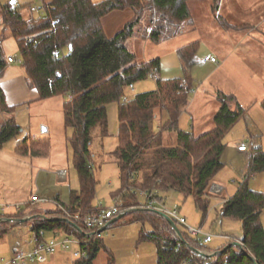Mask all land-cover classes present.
<instances>
[{
  "label": "trees",
  "instance_id": "obj_1",
  "mask_svg": "<svg viewBox=\"0 0 264 264\" xmlns=\"http://www.w3.org/2000/svg\"><path fill=\"white\" fill-rule=\"evenodd\" d=\"M193 0H43L45 15L27 19L19 6L7 3L1 8L5 37L16 40L29 85L38 90L41 100L68 96L64 103L65 127L73 130L69 143L74 152V167L80 179V190L70 193L65 206L71 213L89 214L95 210L96 180L89 168L92 160L93 132L102 138L109 136L108 106H118V146L113 156L120 169L124 206L141 205L138 191L164 194L175 191L185 198L192 197L206 212L207 199L215 176L224 168V139L229 131L247 115L234 96L217 93L220 109L214 117L215 128L199 137L179 129L178 121L189 104L194 91L192 78L163 80L158 77L160 59L139 62L127 48V41L145 20L149 38L159 43L179 34L180 26L192 20L190 2ZM212 11L217 13L221 0H212ZM132 12L126 25L112 36L104 28V20L113 13ZM148 17V18H146ZM154 17L157 22L152 26ZM221 24L229 27L219 16ZM152 27V31H150ZM181 31V30H180ZM193 42L178 50V55L190 68L199 50ZM71 47V49H70ZM63 50L65 55L54 53ZM8 66L0 46V77ZM156 77L155 91L136 95L126 101L125 92L136 83ZM234 106V109L232 108ZM264 110V101L261 103ZM0 88V116L14 114ZM157 113L168 120L156 131ZM21 127L14 118L0 122V150L20 135ZM163 130L176 133L173 145L164 144ZM48 140L29 139L18 144L21 155L37 158L49 156ZM264 171V152L255 149L249 173ZM127 186H130L127 190ZM125 192L129 194L125 195ZM158 201L163 198L159 195ZM135 222L148 223L152 233L141 235V240L151 241L158 248L157 264H264V193L249 189L247 183L226 200L220 211L223 219L242 224L243 247L233 242L211 250L207 245L183 233V241L173 226L155 210H137ZM16 218L0 220V238L17 226L33 221L32 232L53 234L65 232L86 239L83 228L69 221L62 211L36 212L31 220L24 213ZM13 219L19 220L15 223ZM103 248L101 238H96L83 249L86 256L73 264H94ZM208 250L215 255H204ZM113 258L110 264H113Z\"/></svg>",
  "mask_w": 264,
  "mask_h": 264
},
{
  "label": "rangeland",
  "instance_id": "obj_2",
  "mask_svg": "<svg viewBox=\"0 0 264 264\" xmlns=\"http://www.w3.org/2000/svg\"><path fill=\"white\" fill-rule=\"evenodd\" d=\"M11 1L12 0H9V2ZM92 1L99 3L104 0ZM253 1L257 2V0H240L241 3ZM258 1L263 2L264 0ZM205 2L208 1L193 0L190 2L192 19L196 25L191 33H187L185 30V35H181L179 38L173 40L167 38L156 43L149 38V35L147 36V27L145 20H143L136 28L134 36L131 37L126 44L127 48L135 54L139 62L159 58L160 71L158 76L163 80L182 78L187 74L194 77V79L195 75L198 76V78L195 79L194 88L199 93L194 96V100L201 112L199 118L202 121L199 127L197 126L193 130L192 117H190L189 114H185L179 124L180 129L193 133L195 137H199L203 133L210 132L215 128L214 117L220 109L217 92L215 93L212 91L210 85L205 84L202 86L201 84L203 83V76L212 71L214 66H199L198 64H194L193 67L187 68L182 63L177 50L194 41L196 36H199L202 41L203 45L201 49L209 50L208 48L212 42L210 41L212 36L226 32L220 20L217 19L216 14L213 13V15L210 13L209 7H204ZM15 3L20 7L21 12L27 19H38L45 15L42 0H16ZM258 5L259 8L255 6L254 9L251 10L253 16H256L260 10L263 11L264 9V7H262L264 2ZM131 17L132 12L130 10L113 13L109 17H106L104 20L106 33L109 36L114 35L123 29ZM180 30L179 33L181 32ZM195 30L196 32L193 33ZM218 39L221 40V37L218 36ZM8 44L10 46V56L12 58L20 57V51L16 41L14 39H9ZM233 61L234 60H232V62ZM230 70H232V63H228L225 66L224 73L227 74ZM242 75L241 84H238L236 87H233L231 84L228 85L239 95V98L236 99L237 103L243 109L247 110V115L237 123L225 137V152L222 157L225 166L217 173L213 182V184H218L224 188V196L227 199L235 195L240 186L245 183H247L249 189L252 191L264 193V171L254 174L249 173L250 158L254 152L253 149L259 147L264 152V111L260 104V98L264 96V89H258L253 86L256 80L251 77L250 73ZM230 82L234 83L233 81ZM202 87L203 89L205 88L204 92L200 91ZM248 88H252L251 92L248 91ZM155 89L156 80L148 78L136 83L134 90L128 88L125 92L124 99L130 100L133 96L135 97L147 91H154ZM193 95L194 93H192V96ZM68 99V96H60L43 100L39 105L34 107L35 112L33 111L29 114L21 111L18 120V125H20L22 129L18 139H25L30 136L31 132H33L32 127H34L35 132L39 134L42 133L44 129L48 130L49 127V133L44 134L47 135L50 143L49 156L46 160L40 161L42 164L46 165V171L41 174L42 177L39 183H41V185L43 183L42 186L45 189L47 185L49 191L60 189L66 195H70L74 190H80L81 187L78 173L74 167V152L68 140L73 136V130L65 127L64 103ZM255 103H257L256 106ZM112 105L117 106L116 103L111 104V106ZM232 108L234 109V106ZM114 112L115 111L112 110L108 118V131L109 135L112 136L111 139L107 141L100 136L97 130L93 132V143L91 146L92 160L89 164L93 166V174L96 180L95 204H100L107 208L120 200V205L124 210L121 218L101 234L100 238L103 242V248L98 253L94 264H110L111 258L114 260L113 264H157V246L151 241L141 240L142 234L148 235L152 233V227L148 223L135 222L139 217L137 213V207L139 205H123V195H119L122 189L120 169L115 158L110 156L112 152L104 154L107 151H115L117 145L116 137L118 135L119 124L117 116L116 118L114 116L113 119ZM32 116H34V118L31 120ZM161 124H164L163 121ZM195 124H197V122H195ZM163 135L165 145H173L175 143L176 133L163 130ZM242 143H247L251 146L249 151L245 154H240L238 152V147ZM60 169L68 172L66 181H61L57 176V172ZM35 183V180H33L32 187H34V189ZM129 188L131 187L127 186V190ZM143 192H145L144 189L137 192L141 204L145 203V197L142 196ZM126 194L128 195L129 193L125 192V195ZM222 195L223 194L215 196ZM212 196L214 195L211 194L209 189L207 199L210 200V205L206 212L196 206L192 197L185 198L182 194L175 191H172L168 197L165 195L163 199L166 197L167 206L170 209L175 207L180 210L181 215L187 219L189 226L197 229L201 228L205 234L213 236V241L208 244L207 247L211 250H217L229 242L221 237L226 236L241 241L243 239V233L242 224L240 222L223 219L220 216L223 204L220 203V205H218L214 197L212 199ZM36 212L40 211L37 209L33 210L34 214ZM262 223L264 225V214L262 216ZM33 224L34 222L30 221L27 225L17 226L9 234L0 238V260H4V263H6L11 259L15 249L28 251L33 246L31 231ZM201 252H206L210 255L214 254V252L208 250H201ZM69 256L71 259H69ZM69 256L61 255V257H57L55 261L47 257L44 262L35 260L28 261L24 264H73L76 259L70 254Z\"/></svg>",
  "mask_w": 264,
  "mask_h": 264
},
{
  "label": "crops",
  "instance_id": "obj_3",
  "mask_svg": "<svg viewBox=\"0 0 264 264\" xmlns=\"http://www.w3.org/2000/svg\"><path fill=\"white\" fill-rule=\"evenodd\" d=\"M207 1L208 2H205L204 7L205 8L209 7V12L213 14L212 11L213 1L212 0H207ZM263 2L257 0V2L253 1L248 3L247 2L241 3L240 0H221L216 16L221 17L223 21L226 22L227 25L229 26V27H225V26L223 27L226 32L212 36L210 40L212 42L210 43L208 48L209 50L201 49L203 44L199 36H196L195 40L191 42V43L199 42L200 44L199 50L194 59V64L196 65L198 64L199 66H207V65L214 66L212 71H210L208 74L203 76V81H202L203 83H201L202 86H204L205 84L210 85V88L215 93L222 92L227 95H232L236 99H238L239 95L228 84H231L233 87H236L238 86V84H241V78L243 76L242 74L250 73L251 77L254 80H256L253 86H255L258 89L261 88L264 89V9L263 11L260 10V12L256 16H253L251 12V10L254 9L255 6L259 8L258 4ZM7 3H10L9 0H0V12L2 6L6 5ZM16 4L17 3H15V5ZM262 7H264V5ZM195 26L196 25L193 22V19L189 23L182 24L180 26L181 32L170 39L173 40L179 38L181 35H185L184 34L185 30L187 31V33H191V31L194 29ZM195 32L196 30L193 33ZM218 36L221 37V40L218 39ZM9 39H13V38L8 36L5 37L3 31L2 16L0 13V46L3 49L7 61L9 58H12L9 53V47H10L8 44ZM208 57L216 58L218 63L217 64L205 63L204 60ZM14 59L17 60V62L8 64L7 68L0 77V88L3 91L7 106L9 108H16V111L14 114H5V113L1 114L0 122H4L10 118H14L16 120V123L18 124L21 111L29 114L32 113L33 111L35 112L34 107L36 105H39L43 100H41L38 90L29 85L25 70L21 66V56ZM232 60L234 61L232 62ZM228 63H232V70H230V72L226 74L224 73V69ZM191 78L193 80V83H195V79L198 78V76L195 75V79L194 77ZM153 79L156 80V78ZM230 81H233L234 83H231ZM135 85H133V89L131 90L135 89ZM193 89H194L193 91L194 95L192 96L191 94L189 104L183 109V113L178 121V126L182 120V117L185 114H189L190 117H192L191 119L193 124L192 128L194 130L197 126L199 127L202 120L199 118L201 116V112L196 106V102L194 100L195 99L194 96L197 95L199 92H197L195 88ZM204 89L202 87L200 91L204 92L205 91ZM251 90L252 88L251 89L248 88V91L251 92ZM147 92H151V91H147ZM132 98H134V96ZM261 98H260L261 100L260 104L262 103V101H264V96ZM256 105L257 103H255V106ZM110 106H108L107 109L108 118L110 117V114L113 110L115 111L114 112L115 114L113 113V119H114V116L115 118L116 116L118 117V108L116 105H112L111 107ZM33 118L34 116H32L31 120ZM168 119H169L168 116L164 113L157 114V119L155 122L156 131L160 130V128L162 127L163 124H161V122L163 121V123L165 124ZM195 122H197V124H195ZM32 128H33L32 130L33 132H31V135L26 138L48 140L47 135L44 134L49 133L50 131L49 127L46 133L42 132L40 134L38 132H35L34 127ZM111 137L112 136L109 135L104 139L108 141L109 139H111ZM25 139H18L17 137L11 140L10 142H8L7 144H5L4 147L0 150V210L3 209L4 217L12 216L13 218H16L15 216H17L18 214L24 213L23 220H31L32 216L34 215L33 210L36 209L39 210L40 216H42L44 212L55 211L57 209L56 206L50 201L38 202L32 204L31 198L33 196L36 195L40 199H48L51 201L55 200L67 206L70 200L69 199L70 195H66L60 189L49 191V189H47V185H46V189L43 188L42 186L43 183L41 185V183L39 182L42 177L41 174L46 171V165L42 164V162L40 161L46 160L47 158H37L29 155H21L20 153H18L17 146ZM117 146H118V138H117L116 148ZM256 149H261V148L257 147ZM113 151H107L104 154H109ZM238 152L240 154L246 153V152H240L239 150ZM60 171H66V170L60 169L57 172V176L61 179V181H66L68 178V172L66 171L67 173L66 178H62L59 175ZM33 180H35L36 182L35 189L34 187H32ZM171 193L172 191H169L164 194L161 193L159 194L158 192V194L162 198L165 195L168 197V195ZM222 194H223L222 196H215V195L212 196V199L214 197L218 205H220V203L224 204L226 200L234 196L233 194H231L233 196L228 197L227 199L224 196V192ZM165 198L161 202L167 206L168 203L166 202ZM17 206L21 207L20 212L17 211ZM51 235L52 234H46L47 237H50ZM221 238L228 240L229 242L227 243H230L229 237L223 236ZM32 248L33 246L29 250H31ZM61 255L69 256L68 253L59 251L58 253L47 257L52 258V260L54 259L55 261V259L57 257H61ZM46 259L44 261H46ZM69 259H71L70 256Z\"/></svg>",
  "mask_w": 264,
  "mask_h": 264
},
{
  "label": "built area",
  "instance_id": "obj_4",
  "mask_svg": "<svg viewBox=\"0 0 264 264\" xmlns=\"http://www.w3.org/2000/svg\"><path fill=\"white\" fill-rule=\"evenodd\" d=\"M43 3V0H42ZM157 22V17H154L152 26ZM152 31V27L150 29ZM56 56L65 55L63 50H58L54 53ZM17 62L14 58L8 59V64ZM205 63H214L217 64L216 58L208 57L204 60ZM156 78V77H152ZM133 89V86L130 87ZM129 99H126L128 101ZM250 148V144L242 143L238 150L240 152H247ZM89 168L93 170V166L89 164ZM59 175L62 178H66V171H60ZM210 192L213 195H220L224 192V188L218 184H212L210 187ZM142 196L145 197V203L137 207L141 210H156L164 213L168 216L177 226L180 233H186L192 238L200 241L204 245H208L213 241V236L207 235L203 232L201 228H194L189 226L187 219L181 215V212L178 208L170 209L161 201H158L159 196L158 192H143ZM52 202L57 209L63 212L65 217L74 223L77 226L83 228V232L86 234V239L82 240L79 237L70 236L65 232H55L50 237L46 236V233L41 232L37 234L32 232V241L33 248L29 251H20L15 249L13 251L11 259L4 263V260H0V264H24L28 261L38 260L43 262L47 256H52L59 251L69 253L74 259H79L86 256V251L83 249L84 246L88 245L96 238H100L101 234L112 226L114 222L121 218L123 214V208L120 205V202L115 203L110 207H103L98 204L95 207V210L89 214L82 215L80 213L73 214L71 213L63 204L58 201H51L48 199H40L38 196H33L31 198V203L38 202ZM17 211H21V207L17 206ZM4 218L3 209L0 210V220ZM15 223H19V220L16 219ZM182 228V229H181ZM177 232V231H176ZM180 237V236H179ZM230 242H239L241 247L243 244L239 240L230 238ZM204 255H210L206 252H201Z\"/></svg>",
  "mask_w": 264,
  "mask_h": 264
},
{
  "label": "water",
  "instance_id": "obj_5",
  "mask_svg": "<svg viewBox=\"0 0 264 264\" xmlns=\"http://www.w3.org/2000/svg\"><path fill=\"white\" fill-rule=\"evenodd\" d=\"M15 2H16V0H12L11 2H10V4L11 5H14L15 4ZM70 49H71V47H70ZM43 132H47V129H44V131ZM156 211V210H155ZM156 213L158 214V215H160V216H162V217H164L172 226H173V228L177 231V233H178V235L180 236V239L183 241V236H182V234L180 233V231H179V229L177 228V226H176V224L168 217V216H166L164 213H162V212H160V211H156ZM10 221H16V219H13V220H10ZM24 221V220H23ZM234 244H236V245H238V246H240L241 247V244L239 243V242H235ZM243 244V243H242ZM216 253H214V254H211L212 256L213 255H215ZM210 255V256H211Z\"/></svg>",
  "mask_w": 264,
  "mask_h": 264
}]
</instances>
